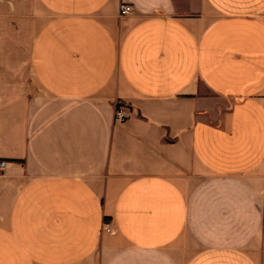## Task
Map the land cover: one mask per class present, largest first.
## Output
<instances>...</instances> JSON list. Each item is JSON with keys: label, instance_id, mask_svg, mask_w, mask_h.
<instances>
[{"label": "crops", "instance_id": "0c3cea01", "mask_svg": "<svg viewBox=\"0 0 264 264\" xmlns=\"http://www.w3.org/2000/svg\"><path fill=\"white\" fill-rule=\"evenodd\" d=\"M0 159V264H264V0H0Z\"/></svg>", "mask_w": 264, "mask_h": 264}, {"label": "built area", "instance_id": "2783aa9c", "mask_svg": "<svg viewBox=\"0 0 264 264\" xmlns=\"http://www.w3.org/2000/svg\"><path fill=\"white\" fill-rule=\"evenodd\" d=\"M135 8L130 3H122L119 7V15L120 16H127L132 13H134ZM129 117V110L128 108L123 104H117V107L115 109L114 118L116 121L124 122ZM8 168V161L4 159H0V176L5 175ZM104 229L109 232H114L111 228V224L109 222H104Z\"/></svg>", "mask_w": 264, "mask_h": 264}, {"label": "rangeland", "instance_id": "374dc122", "mask_svg": "<svg viewBox=\"0 0 264 264\" xmlns=\"http://www.w3.org/2000/svg\"><path fill=\"white\" fill-rule=\"evenodd\" d=\"M42 96L44 97V95H43V94H41V92H40V95H39V99H40V100H42V99H43V97H42Z\"/></svg>", "mask_w": 264, "mask_h": 264}]
</instances>
